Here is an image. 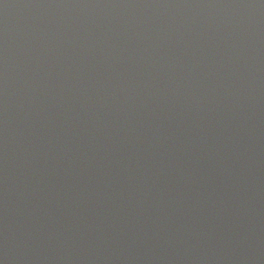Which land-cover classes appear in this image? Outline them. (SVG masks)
Returning <instances> with one entry per match:
<instances>
[{
  "label": "water",
  "instance_id": "obj_1",
  "mask_svg": "<svg viewBox=\"0 0 264 264\" xmlns=\"http://www.w3.org/2000/svg\"><path fill=\"white\" fill-rule=\"evenodd\" d=\"M0 264H264V0H0Z\"/></svg>",
  "mask_w": 264,
  "mask_h": 264
}]
</instances>
